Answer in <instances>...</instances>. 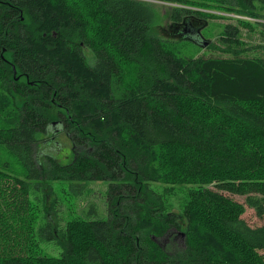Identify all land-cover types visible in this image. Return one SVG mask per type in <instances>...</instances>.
<instances>
[{"label":"trees","instance_id":"trees-1","mask_svg":"<svg viewBox=\"0 0 264 264\" xmlns=\"http://www.w3.org/2000/svg\"><path fill=\"white\" fill-rule=\"evenodd\" d=\"M166 1L176 40L143 0H0V147L27 167L0 169V264H264V224L241 218L264 217V56L237 48L264 0ZM215 18L238 24L229 55L202 53ZM59 133L65 158L46 152ZM55 181L107 182V217L54 225Z\"/></svg>","mask_w":264,"mask_h":264},{"label":"rangeland","instance_id":"rangeland-1","mask_svg":"<svg viewBox=\"0 0 264 264\" xmlns=\"http://www.w3.org/2000/svg\"><path fill=\"white\" fill-rule=\"evenodd\" d=\"M151 5L154 11V18H153V31L158 35L164 37L167 40H176L172 37V32L175 31V28L169 27V17L168 11L170 10L172 2H167L166 0H143ZM260 14H264L262 11H258ZM231 16V14L229 15ZM259 22L261 24L254 25L251 29H248L243 26H239L240 28V36L244 44L238 46L237 48H241L239 53H242L246 56H257L263 57L264 56V16H258ZM254 21V20H251ZM225 24L231 25H238L234 19L231 18H215L211 19L210 23L208 24V28L206 30L201 31V35H205V39L199 37L198 39L200 42L204 40H208V44L215 46L212 48H207L205 46V50L202 53L206 56H226L229 54H224L221 50L223 45L219 43L217 37L224 29ZM219 46V47H217ZM179 53L182 56L189 57L193 56L194 54H200L201 52H197L198 47H189V46H180L178 45ZM47 146L46 152H53L56 153V150H60L59 157H67L70 155L68 151L71 150L70 141L68 138L63 134L59 133L54 136H49L48 143L45 144ZM70 148V149H69ZM44 149V148H43ZM68 153V154H67ZM38 158L40 157V152H38ZM45 159V157H44ZM64 162V161H62ZM0 169L5 170L6 172L18 176L23 177L24 173L27 171V167L21 161V159L11 152L6 144L0 147ZM52 188L54 189V198L57 202L56 206H60V210L57 211L59 221H53L54 225L61 224L63 225L65 221L73 217L75 215H80L83 217L84 211L89 206V217L94 218H106L107 211H106V190H107V182L105 181H92V182H83L79 186H74V190L70 189L68 181H55L52 184ZM83 188L81 193H73L79 192L80 189ZM185 187H179L176 189L177 196L172 199V203L174 205L173 209L175 212L179 211L178 207V198L183 200L185 195L184 193ZM181 192V193H180ZM40 201L34 198L35 202H37L39 210L42 206V191L40 193H36ZM235 201L243 203L244 197L238 194H226ZM53 202V201H52ZM41 218V211L38 222ZM241 218H243L248 225L251 227H256L264 224V217H258L255 211L252 208H249L245 205V211L241 214ZM56 219V218H55ZM37 223V222H36ZM40 246L42 251L51 254V255H58L60 252V248L53 245L49 242H40Z\"/></svg>","mask_w":264,"mask_h":264},{"label":"water","instance_id":"water-1","mask_svg":"<svg viewBox=\"0 0 264 264\" xmlns=\"http://www.w3.org/2000/svg\"><path fill=\"white\" fill-rule=\"evenodd\" d=\"M208 42L206 40L203 41V45H207Z\"/></svg>","mask_w":264,"mask_h":264}]
</instances>
